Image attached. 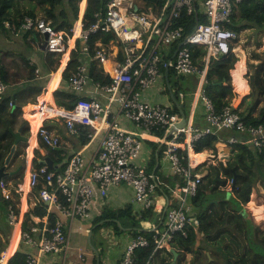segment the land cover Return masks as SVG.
I'll use <instances>...</instances> for the list:
<instances>
[{"label": "built area", "instance_id": "obj_1", "mask_svg": "<svg viewBox=\"0 0 264 264\" xmlns=\"http://www.w3.org/2000/svg\"><path fill=\"white\" fill-rule=\"evenodd\" d=\"M200 1L205 21L197 19L194 29L188 34L184 33L185 26L176 25V22L183 14L197 17V0H106L103 8L94 14V22L85 27L84 13H81L77 26L74 23L70 29L56 28L39 16H25L18 29L9 20L4 21L5 27L16 36L26 34L30 39L38 33L48 52L60 54V65L63 66L80 42L81 53L90 55L92 50V58L110 79L107 84L96 83L105 100L81 97L73 108L68 109L40 99L34 104L38 108L34 107L30 117L40 112L46 116L36 129L26 117L30 146L42 142L50 149H60L62 137L48 124L55 118L65 125L69 135L81 137L84 134L87 137L70 152L64 167L57 168L55 164L50 167L40 161L34 164L30 155L25 175L15 181V187L5 178L0 180L3 197L7 200L15 197V208L13 204L8 206L7 219L15 226L18 245L22 243L30 249L27 264H43L42 256L48 253L64 252L66 255L71 229L75 225L79 230L85 229L84 222L93 218V204L97 198H106L112 188L120 185L130 186L133 202L151 210V223L146 228L152 232L155 249L170 250L176 233L186 235L190 225H199V219L192 211L191 198L197 194L208 170L205 166L200 167L205 160L196 162L192 155L196 152L195 143L207 134L219 136L215 145L217 159L224 158L219 145L229 148L226 158H229L235 144L252 145L257 150L264 146V123H247L238 107L233 105L218 111L204 89L211 59L235 52L241 34L229 25L238 4L246 0ZM97 32L111 33L112 37L98 40L91 46V36ZM176 42L179 45L171 58L166 59ZM188 43L205 47L202 68L195 63ZM111 60L113 62L109 66ZM170 69L176 77L192 73L199 75L196 100L182 128H176L180 114L172 110L175 104L155 103L145 98L146 91L157 85L165 77V71L170 72ZM88 84L87 63L78 65L65 83L67 89L79 94L85 92ZM6 89V82L0 78V96ZM172 91L177 92L178 100H183L184 92L177 88H172ZM197 101L204 103V125L194 120ZM122 118L130 127L122 124ZM161 131L169 135L161 139L158 149L169 161L170 170L165 171L183 179L182 183L178 182L171 188L172 194L166 205L165 201L161 203L164 183L157 171L143 162L146 135ZM179 149L185 150L186 155ZM33 194L36 196L33 204L38 210L42 205L45 213L32 215L24 226L26 214L31 211L30 195ZM165 206L163 218L157 219L156 215L163 213ZM52 217L54 221H51ZM78 221L81 224H77ZM149 244L150 239L145 235L133 237L118 264H137L136 249ZM7 261V254H2L0 264H7Z\"/></svg>", "mask_w": 264, "mask_h": 264}, {"label": "trees", "instance_id": "obj_2", "mask_svg": "<svg viewBox=\"0 0 264 264\" xmlns=\"http://www.w3.org/2000/svg\"><path fill=\"white\" fill-rule=\"evenodd\" d=\"M106 0H87L83 14V21L85 27L89 26L95 21L94 14L103 8ZM82 0H0V32L9 31L4 21L9 20L17 29L25 16H41L49 21L56 28L66 27L70 29L75 21L78 19L81 10ZM161 5V2H158ZM197 17L195 15L183 14L176 22V25H184V33H190L196 24L197 19L200 22L205 21V16L202 10V3L197 0ZM229 27L237 32H241L244 28L258 27L264 30V0H246L238 4L233 14L232 23ZM30 39L34 42L42 40L38 33H34ZM112 37L111 33L97 32L91 36L90 45L93 46L98 40H108ZM27 39V35H26ZM179 45V42L171 46V52L166 59L171 58L172 53ZM82 46L78 42V49H74L71 54V59L68 62L64 72L63 79L66 81L71 72L82 63H89V82L107 84L110 82L109 76L105 74L98 62L92 58L93 51L90 55L82 54L79 48ZM192 51V56L196 64L200 68L204 65V55L206 53L203 45L188 43ZM253 58L258 60V63L248 60L247 65L249 70L248 83L250 85V92L246 94L240 102L237 109L244 115L247 123L253 124L264 123V51L252 52ZM60 54L47 53L42 63L44 79L39 80L36 74L37 63L31 62L30 58L22 57L24 65L29 68L30 73L24 82L21 89L9 95L0 97V141L6 139L8 134V125L17 126L27 123L26 119L22 117V106L29 102H36L37 96L42 92L43 86L50 79V73L55 71L60 63ZM67 56L64 57V61ZM239 60L236 52H229L218 58H212L204 82V89L206 94L213 100L216 109L222 111L226 106L232 105V101L236 96L234 86L232 84L231 69L235 67ZM11 74L9 63L0 58V78L8 81ZM21 76V75H20ZM169 76H174L173 84L178 90L185 93V88L182 85V78L184 75L176 77L170 69ZM168 92V89H166ZM84 96L83 93L71 92L66 85H61L54 91V100L59 107L73 108L75 104ZM184 101V98H183ZM203 102L197 105L194 120L198 110L201 111ZM15 106L11 113L10 109ZM186 107V105H185ZM174 112L179 113L176 105H173ZM14 117V118H13ZM84 129L82 125H78ZM30 130V129H29ZM184 135L182 136V138ZM86 135H81V140H86ZM181 138V139H182ZM219 139L217 135L207 134L195 143L196 152L208 153L211 158L217 157L215 145ZM3 144V148L7 150L10 146ZM40 145L48 148L44 143ZM48 155L54 160L57 168L64 167L67 163L66 155H63V149H48ZM180 153L186 155V151L179 149ZM4 154V152H3ZM162 154V151H161ZM198 154H193L196 156ZM41 152L36 149L34 152V164H37ZM64 157V159H63ZM153 159V157H152ZM60 162V164H59ZM235 167L239 173L234 190H228L225 186L231 185L232 172L226 166ZM208 167V175L203 179L199 185L197 194L191 198L192 211L199 219V225H190L187 229V234L180 232L176 233L171 241V246L175 248L179 256L176 264H264V252L256 251L248 241V231L254 230L256 240L264 247V229L258 227L254 223L253 216L248 214L244 208L237 210L230 205V198L233 196L243 206L250 200L251 193L256 183L261 181L262 176L260 167L264 169V146L262 149H253L246 144H235L232 146V153L230 154L226 163L219 160V164H209L203 162L200 167ZM264 173V172H263ZM219 178L216 179V175ZM223 176H222V175ZM14 176V175H13ZM17 176V174H15ZM6 177L7 179L10 178ZM165 193L168 197L171 196V188L178 182H183L181 176L166 175L163 178ZM263 183V180H262ZM264 185V184H263ZM222 186L221 192L223 197L218 198L217 201H209L208 194ZM229 194V198H227ZM0 205H4V209L10 204L15 208V201L2 199L0 195ZM8 204V205H7ZM151 210H144L138 214H128L130 226L134 229L135 235H145L150 239L148 246H141L136 249V263L137 264H171L173 260V253L168 249H155V242L152 238V232L147 230L145 222L150 217ZM260 210L257 211L259 213ZM45 209L41 207L37 211V215H44ZM139 213V214H140ZM127 213H123L126 215ZM2 216V206H0V217ZM31 213L26 214V223L30 218ZM111 217V212L106 208L103 213L96 218V223L99 220H108ZM54 221V217L51 218ZM264 223V220H260ZM110 224V221H105L103 226ZM117 234L123 232V228L117 224L114 225ZM0 230L3 229L0 227ZM203 242L208 245V253L204 254V259H201V253L204 246ZM212 245V248H211ZM27 246L20 243L9 258L7 264H27ZM223 257V261L220 257ZM221 262V263H220ZM96 264V263H95Z\"/></svg>", "mask_w": 264, "mask_h": 264}, {"label": "crops", "instance_id": "obj_3", "mask_svg": "<svg viewBox=\"0 0 264 264\" xmlns=\"http://www.w3.org/2000/svg\"><path fill=\"white\" fill-rule=\"evenodd\" d=\"M84 10L82 11V13L84 12ZM39 17H41V16H39ZM241 32H240V34H241ZM45 50H46V48H45ZM47 53H51V52H48L46 50L45 55H47ZM35 54H36V56L34 58H30V59H31V62L34 61L35 63L39 64L38 65L39 67H37V69H36V74L38 75L37 77H38L39 80H43L44 79V75H43L42 63H43V61L45 59V56L42 58V57L38 56V53H35ZM68 62H67V65H68ZM237 62H236V66H237ZM110 63L111 62L108 63L109 66H110ZM245 63H246V60H245ZM64 67L65 66L60 65V63H59L58 68L55 71H53L52 73H50L51 77L48 80V82L45 83L47 85H46L44 90L42 89L43 92H41L37 96L36 102H29V103L25 104L24 106H22V108L25 109L24 112H25L26 117H28L32 121V123H33L32 126L34 127V129H36V127H37L34 124V122L38 125L40 123V121L44 118V116H46L45 113L40 112L39 114H32L31 117H30V114H31L32 110L35 109V108H38V107H35L34 104L38 103L40 99H41L42 102L45 101L46 95L49 94L50 95L49 96V102L50 103H54L56 106H58L56 104L55 100H54V91L58 87H60L61 85H65V83H66V81L63 79V72H64L63 68ZM88 67H89V65H88ZM245 67H246V65H245ZM235 68H233V69H235ZM233 69H231V76H232V84L234 86L235 78H234V75H233ZM246 72H247V67L245 69V73ZM164 75H165V77L161 78V80L158 82L157 85H155L153 88H150L149 90L146 91L145 98L148 101L155 102V103H163V104H166V105H172V103H173V104L176 105V103H175V101L173 99V96H172L173 94H175L176 97H177V92L172 91V88H175L174 84L172 83L173 80H175L174 76H169V72L168 71H165ZM233 79H234V81H233ZM54 83H55V87L52 86ZM6 84H7V87H8V82H6ZM247 86H248V90H247L246 93H248L250 91V86H249L248 80H247ZM14 87H15V85H14ZM183 87H184V85H183ZM9 89H10V86H9ZM9 89L7 88L6 91L0 97H3L4 95L12 94L13 92L18 90L17 89V90L10 91ZM97 89H98V87L96 86V83L89 82V84L86 87L85 92H83V95L87 96V97H94V98H97V99L105 100L104 96H102V94L100 92H98ZM166 89H168V91L170 92V95L172 97L171 101L167 97L168 93H167ZM236 90L238 92V93L236 92V95H239V91H238L237 88H236ZM7 91H9V92H7ZM180 91H182V90H180ZM244 95L245 94L241 95V97H244ZM185 96H186V93H185ZM185 96H184V98H185ZM167 99H168V102H166ZM195 100H196V94L194 92L192 94V99H191V101L189 103V106H188V109H187V108H185V105H186L185 101L177 99V101L179 103L183 104V110L185 111V113L187 115V118L190 115L191 108H192L193 104L195 103ZM199 103H200V101H197V105ZM235 107H238V106H235ZM198 112L199 113H197L196 121H198L202 125H204V114H205L204 104H203V107L201 108V111L198 110ZM180 118H181V115H180ZM121 122H122V124L124 126L130 127L129 124L127 123V121L124 118H122ZM48 124H49V126H50V128L52 130L57 132L62 137L63 144L60 147V149L64 150V152H62V154L66 155V158H68L70 152H72V150L77 145L81 144L83 140H81L80 135L79 136L78 135H69L65 125L62 124V122L58 121L56 118L52 119V120H49ZM148 135H150V134H147L146 136H148ZM151 135H154V137H156L159 140L156 141V140H152L151 138H147L146 137V142L144 144V150H143V162L145 164H147V166H149V168H151L153 170H156L158 175H159V177H160V180H162V182H164L163 178H164V176L168 175L167 172H169V170H170V165H169V161L165 157V153H163L161 155V150L158 151V149H159V147L162 144V142H160L161 139H164L165 137H168L169 135L166 134L164 131H161V132H158V133H152ZM32 144H34V141L32 142ZM38 145H40V142H37L34 146H30L29 142H27L28 156L31 155V161H33V159H34V152H35L36 149H38ZM218 147H219L220 154H222L224 156V158H222V157H219L218 159H217V157L211 158V157L208 156V153L206 151L197 152V154L206 155L205 158L203 159V161L205 160L204 162H206L207 165H209V164H217L216 160H223L224 161L226 159L229 151H230L229 148H226L223 145H219ZM43 148L45 149L47 154H49L48 153V151H49L48 149L49 148H46V147H43ZM194 153H196V152H194ZM41 157H42V154H41ZM152 157H153V159H152ZM63 159H64V157H63ZM224 163H226V162H224ZM59 164H60V162H59ZM205 168H206V170H208L207 166H205ZM165 170H167V172ZM20 174H22L21 170L17 174L16 178H15V175L14 176L12 175L8 179L5 178V180H7L10 185H13L15 187V181L20 180L21 178H23V176H19ZM169 175H173V174L169 173ZM161 192H162V194H161V203H164V201H165V205H166L167 204V200H168L167 199L168 196L165 193V189L161 190ZM133 196H134L133 190H132V188L130 186L120 185V186H116V187L112 188L111 191H110L109 196H107L106 198H100L99 197V198H97L95 204H93V213H94L93 214V218H92V220H88V221L84 222L85 229L79 230L76 225L74 226V228L71 229V235L73 233L75 236H77V235H79V234H81L83 232H87L89 234V236H91L94 233V231L96 229H98L97 243L92 241V240L90 241L91 244H92V248H93V250L95 252L94 255H93V262L94 263L97 264V259H98V256H99L101 264H118L120 259H121V256H122V254L124 252V249H125L127 243L133 237L137 236L133 232H131V231H133V227L130 226V224L127 225V224L123 223L122 220L114 219V218H118V217L111 218V219H114L112 221L109 220V219L108 220L102 219V220H99L96 223H94V221H96V218H98L100 216V214L103 213V211L106 208H108V210L110 212H111V210H114L116 212H120L121 214H123L124 212L127 213L126 215H124L125 218L129 217L128 214H138V216H141L142 213H140V212H142V211H144L146 209H143V205L141 203L133 202ZM2 197H3V195H2ZM30 197H31V205L29 204L30 205L29 206V211L31 210L30 213H31V216H32V215H36V213L38 211V207L33 204V201L35 202V199H36L35 194H33V196L30 195ZM12 200L15 201V197ZM22 200H23V198H22ZM19 204H20V206H22L21 203H19ZM249 204H250V202H249ZM41 207H43V206L41 205ZM259 208H260V206H257L256 210L258 211ZM193 212H194V210H193ZM5 216H6V220H5L6 223L12 229V224L9 223L6 213H5ZM156 217H157V219H159V217H160V220H161L163 218V213L157 214ZM60 218L65 220V218L63 216H61V215H60ZM116 220H118L119 224L116 223ZM259 220H264V212L261 213V216L259 217ZM105 221H110V224L112 223L113 225H110V226L105 225V226H103V223H105ZM150 223H151V221H149V218H148L146 220V222H145V225L150 224ZM77 224H81V221H78ZM115 224L123 227V232L117 234L116 230L114 229V225ZM90 225H92L93 227L90 226ZM4 229L5 228H3V233L6 234L5 236L7 237L8 241H10L9 242L10 245H9V247H7L8 249L6 248L7 251L6 250L4 251L7 254V252H9L11 250L10 254L8 255V260H9V258L12 256L13 252L15 251V249L18 247V245L15 248V246H14L15 234L13 233V231L11 233H10V231L8 233H6ZM71 248H72V252H70L68 250L69 253H67L66 255H65L64 252H60V253H56V254H49V253L48 254H44L42 256L43 264H65L66 258L70 254L71 255L72 254L76 255L77 253H78L77 254L78 258L80 260H86V256L81 251L82 248L79 245L78 241L75 242V244H73L71 246ZM171 248H173V247L171 246ZM171 248H170L169 251H171ZM27 250L30 251L29 248H27ZM32 251L36 252V249H32ZM61 256L63 257L62 263H61Z\"/></svg>", "mask_w": 264, "mask_h": 264}, {"label": "rangeland", "instance_id": "obj_4", "mask_svg": "<svg viewBox=\"0 0 264 264\" xmlns=\"http://www.w3.org/2000/svg\"><path fill=\"white\" fill-rule=\"evenodd\" d=\"M86 1L87 0H82L80 15L75 22V26H77V23H79V19H80L82 11L84 9V6L86 5ZM8 30L10 32L9 31L0 32V58L3 57V60L6 63H9V67L11 69V74L8 77V81H7L8 87L7 88L9 89V86H10L9 90L13 91V90L20 89L23 86V84L26 80V77H28V74L30 73L29 68H27L24 65V61H23L22 57L25 56L27 58H34L36 56L35 53H38V56L43 58L45 56L46 50L43 47L44 42L42 40L40 42H34V41H32V39H26V34H21L19 36H16L15 33H13L10 29H8ZM263 51H264V30H262L258 27H251V28L249 27L247 29L244 28L241 32V37L237 43V46L235 47V52L237 53L238 57L242 54L244 55V58L246 60L245 65L247 67V72L249 70V67L247 65L248 60L251 62L258 63V60H255L253 58L252 52H263ZM239 59H240V57H239ZM64 62L65 61H63V63ZM66 66H67V64H66ZM235 67H236V64H235ZM247 72L244 73V77H245V79L248 80ZM198 78H199V75L197 73H192L189 75H185L181 80L184 87H186L185 88L186 96L184 98V101L186 103L185 108H187V109H188L189 103L192 99V94L195 92L196 86L199 83ZM233 81H234V79H233ZM14 85H15V87H14ZM46 85L47 84H44L43 90L45 89ZM234 90H235V92H237L236 87H235V83H234ZM7 92H9V91H7ZM167 93H168L167 97L171 101L172 97L170 95V92L168 91ZM248 93H244V94L246 95ZM242 98L243 97H241L240 95H236L232 101V104L234 106H239L240 102L242 101ZM168 99L166 100V102H168ZM24 110L25 109H22V117L27 120ZM250 146H252V145H250ZM18 151L20 152V155H18L16 157L15 165H17L18 163L23 164V166L21 168L22 174H20L19 176L24 177V174L26 171L27 159H28L27 144L22 145V147L19 146ZM227 160L228 159L226 158L224 161L223 160L222 161L226 162ZM216 161H217V164H219V160H216ZM260 169H261L260 170L261 173L259 175H261L262 178H261V181L258 180L256 185L254 186L253 191H252L251 196H250V200L243 206L241 203H239V201L236 198H234L232 196L230 198V205L237 210H242L243 208H245L246 212L253 216V219L255 220L254 223L258 227H261L262 229H264V223H262L259 220L261 213L264 212V185H263L264 184V173H263L264 169L262 167H260ZM16 177L17 176H15V178ZM262 180H263V183H262ZM228 182H229V184L226 185L225 187L228 190H231L230 180ZM0 195H1V198L3 199L2 194H1V188H0ZM223 195L224 194L222 192H216L214 194L209 193L207 197L210 198L209 201H215L216 199L223 197ZM0 202L2 203V200H0ZM249 202H250V204H249ZM0 206H2V216L0 217V227L2 229L5 228L4 230L6 233H8L9 231H10V233L12 231L14 233L15 226L12 225V229H13L12 230L5 221L6 220L5 213H6V215L8 214L7 207L4 209V205L1 204ZM257 206H260V208H259L260 212L259 213H257V210H256ZM114 217H118V218H114ZM110 218L122 220V222L127 224V225L130 224L128 218H125V216L123 214H121L120 212H116L114 210H111V217ZM118 220H116L117 224H119ZM110 225H113V224L112 223L108 224V226H110ZM90 226H92V225H90ZM252 231H254V230L250 229L248 231V241H249L250 245L252 247H254V249L256 251L264 252V247L261 245L260 242H258L256 240L255 233ZM5 235L6 234L0 230V256L1 257H2V254L5 253L4 251L6 250V248L9 247V245H10L9 244L10 241H8V239ZM15 239H16V237H15ZM97 239H98V229H96L91 236H89V234L87 232H83L77 236H75L72 233V235H70V242H69L68 250L70 252H72L71 246L73 244H75V242L78 241L79 245L82 248L81 251L86 256V260H80L78 258V255H77L78 253L76 255L70 254L66 258L65 264H95L93 262V255L95 252L92 248V244L90 241L92 240V241L97 243ZM202 245L204 246V248L202 249L201 259H204V254L206 252H209L210 250L207 249L208 245L206 242H203ZM211 248H212V245H211ZM69 251H68V253H69ZM62 256H61V263L63 260ZM220 260L223 261L222 256L220 257Z\"/></svg>", "mask_w": 264, "mask_h": 264}, {"label": "water", "instance_id": "obj_5", "mask_svg": "<svg viewBox=\"0 0 264 264\" xmlns=\"http://www.w3.org/2000/svg\"><path fill=\"white\" fill-rule=\"evenodd\" d=\"M84 9H85V6H84ZM84 9H83V10H84ZM43 47L46 48V43L43 44ZM172 96H173V99H174V101H175V103H176L178 109H179V113H180V115H181V118H180L179 122L177 123L176 128H177V127H178V128H182V127H184V126L186 125V123H187V115H186L185 111L183 110V104H181V103H179V102L177 101V97H176V95L173 94ZM14 108H15V106H14ZM21 129H22V128H20L19 130L13 132V136L15 137V142H14V144L12 145L11 151H10V153H9L7 159H6L5 164H4L3 166H0V180H1L2 178H6V177H9V176L14 175V171H10V170L7 169V163H8L9 156L13 153L14 150L16 151L17 144H18L21 140L24 141V142H28V141H29V136H28V137H27V136L25 137V136H22V135H21V133H20V132H21ZM38 149L41 151V154H42V157L39 158V161H40L41 163H46V164H48L50 167H53V166H54V160H53V159L47 154V152L45 151V149H44L41 145H38ZM22 166H23V165H21V166L18 168L17 171L21 170ZM226 166L231 170V172H232V174H233V175H232V180H231V190L233 191L234 188H235V186H236L237 177H238L239 173L236 171L235 167H233V166L230 167V166H228L227 164H226ZM15 173H16V172H15ZM215 178L218 179V178H219V175L217 174ZM229 196H230V195L227 194V198H229ZM215 201H217V199H216ZM166 208H167V207H165V209H164L163 216H164V213H165ZM109 220L112 221V220H114V219L109 218ZM122 228H123V227H122ZM124 228H125V227H124ZM91 231H92V230H91ZM171 252H172L173 255H174V256H173V260L171 261V264H176V263H177V258H178V256H179V253H178V251H177L175 248H171ZM208 254H209V252H208ZM97 264H101V263H100V257H99V256H98V259H97Z\"/></svg>", "mask_w": 264, "mask_h": 264}, {"label": "flooded vegetation", "instance_id": "obj_6", "mask_svg": "<svg viewBox=\"0 0 264 264\" xmlns=\"http://www.w3.org/2000/svg\"><path fill=\"white\" fill-rule=\"evenodd\" d=\"M14 109L15 108L10 109V112L12 113L14 111ZM0 128L2 130L5 129L2 126ZM20 128H22L21 132H20L22 136H25V137L27 136L28 137L30 135L29 126L27 125V123H23L22 125L17 126L16 129H15V124L14 125H8V128H7L8 129V134L6 135V139L0 141V166H3L5 164L6 159H7L8 155H9V153L11 151L12 145L15 142V137L13 136V132L19 130ZM9 142L11 144H10L9 148L7 150H5L3 148V144H8ZM24 144H27V142H24V141L21 140L17 144L16 151L14 150L13 153L9 156V159H8L7 169L10 170V171H14V175L18 174L20 172V170L19 171H17V170H18V168L21 165H23L22 163H18L17 165H15V159H16V157L18 155H20V152L18 151L19 146L22 147V145H24ZM3 152H4V154H3ZM221 189H222V187L219 186L218 189H216L215 191H213L211 193L214 194L216 192H221ZM244 210H245V208H244Z\"/></svg>", "mask_w": 264, "mask_h": 264}, {"label": "bare ground", "instance_id": "obj_7", "mask_svg": "<svg viewBox=\"0 0 264 264\" xmlns=\"http://www.w3.org/2000/svg\"><path fill=\"white\" fill-rule=\"evenodd\" d=\"M66 56L68 57V54ZM110 62H113V61L111 60ZM245 69H246V67H245V58H244V55L242 54L240 56L239 61L237 62L236 68L233 69V75H234V78H235V86L238 89L240 96L243 95L244 93H246L247 90H248L247 80L244 78ZM52 86L55 87V83ZM49 96H50L49 94L46 95L45 101L50 104V102H49ZM34 124L37 126V124L35 122H34ZM146 137L147 138H151L152 140H156V141L159 140L156 137H154V135H151V134L148 135V136H146ZM193 154H196V153L192 152V155ZM205 156L206 155H204V154H198V155H196L195 156L196 162H199V161L203 160L205 158ZM15 237H16V239H15L14 246L16 248L17 245H18V235H17V233H16V236ZM10 251L7 252V256L10 254Z\"/></svg>", "mask_w": 264, "mask_h": 264}]
</instances>
